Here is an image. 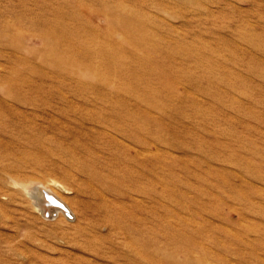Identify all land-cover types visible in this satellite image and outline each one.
Here are the masks:
<instances>
[{
	"label": "rangeland",
	"instance_id": "374dc122",
	"mask_svg": "<svg viewBox=\"0 0 264 264\" xmlns=\"http://www.w3.org/2000/svg\"><path fill=\"white\" fill-rule=\"evenodd\" d=\"M0 264H264V0H0Z\"/></svg>",
	"mask_w": 264,
	"mask_h": 264
},
{
	"label": "bare ground",
	"instance_id": "6f19581e",
	"mask_svg": "<svg viewBox=\"0 0 264 264\" xmlns=\"http://www.w3.org/2000/svg\"><path fill=\"white\" fill-rule=\"evenodd\" d=\"M110 18H112V17H110ZM110 22V21H109ZM112 22H116V21H112ZM111 23V22H110ZM116 24H117V22H116ZM128 24H130L129 22H128ZM111 25V24H110ZM127 25V24H126ZM128 27V26H127ZM133 27V26H132ZM131 27V28H132ZM118 28V27H117ZM129 28H130V26H129ZM110 29V28H109ZM124 29V28H123ZM133 29V28H132ZM133 30H137L136 28L135 29H133ZM124 31V30H123ZM128 33V32H127ZM55 34V33H54ZM53 37V36H52ZM55 37V36H54ZM59 37V36H58ZM57 37V38H58ZM50 39V38H49ZM130 39V38H129ZM60 41V40H59ZM58 41V42H59ZM57 42V43H58ZM54 46V45H53ZM58 48V47H57ZM54 49V50H59V49ZM61 55V54H60ZM59 55V56H60ZM68 55V54H67ZM62 56V55H61ZM56 57V56H55ZM63 57V56H62ZM53 58H54V56H53ZM55 59V58H54ZM57 59V58H56ZM66 59H67V57H66ZM58 60V59H57ZM56 60V61H57ZM55 61V62H56ZM70 61V60H69ZM72 61V60H71ZM53 63V64H56V63H58V62H56V63ZM72 62H74V61H72ZM78 61H76L75 63H77ZM63 63H65V60H64V62ZM78 64H76V66H77ZM78 69V68H77ZM39 189V192L38 193H35V194H33V197H37V195H39L42 199H44V201H45V204H46V207L47 208H54L55 210H63V211H67L68 210V208L67 207H65L64 205L65 204H63L62 202L63 201H61L58 197H56L54 194H52L50 191H48V190H46V189H42V188H38ZM30 191L31 190H29L28 192L30 193ZM67 208V209H66Z\"/></svg>",
	"mask_w": 264,
	"mask_h": 264
}]
</instances>
